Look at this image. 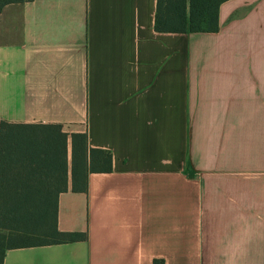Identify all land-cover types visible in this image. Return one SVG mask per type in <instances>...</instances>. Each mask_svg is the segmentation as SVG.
<instances>
[{"label": "crops", "instance_id": "0c3cea01", "mask_svg": "<svg viewBox=\"0 0 264 264\" xmlns=\"http://www.w3.org/2000/svg\"><path fill=\"white\" fill-rule=\"evenodd\" d=\"M158 0H31L0 11V119L61 124L58 226L86 240L3 264H264V0L216 32H163ZM73 133L112 153L73 188Z\"/></svg>", "mask_w": 264, "mask_h": 264}, {"label": "trees", "instance_id": "16d2710c", "mask_svg": "<svg viewBox=\"0 0 264 264\" xmlns=\"http://www.w3.org/2000/svg\"><path fill=\"white\" fill-rule=\"evenodd\" d=\"M31 0H0L7 4ZM224 0H158L155 27L163 32H216ZM68 133L61 124H15L0 119V264L15 247L86 240L58 226V199L67 188ZM73 188H88L89 171L112 170L110 151L89 148L73 133Z\"/></svg>", "mask_w": 264, "mask_h": 264}]
</instances>
